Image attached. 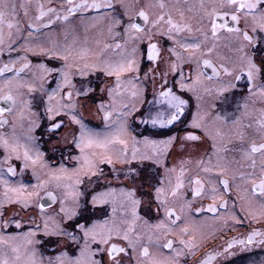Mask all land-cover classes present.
<instances>
[{"label":"snow or ice","instance_id":"obj_1","mask_svg":"<svg viewBox=\"0 0 264 264\" xmlns=\"http://www.w3.org/2000/svg\"><path fill=\"white\" fill-rule=\"evenodd\" d=\"M91 13V40L64 27ZM58 23L63 40L42 41ZM0 53V128H11L0 131V264H188L205 239L193 215L264 216V0H0ZM88 101L106 134L85 122ZM134 114L182 127L137 138ZM28 170L34 183L11 179ZM233 188L243 195L229 209ZM236 245H264V233L196 264Z\"/></svg>","mask_w":264,"mask_h":264},{"label":"flooded vegetation","instance_id":"obj_2","mask_svg":"<svg viewBox=\"0 0 264 264\" xmlns=\"http://www.w3.org/2000/svg\"><path fill=\"white\" fill-rule=\"evenodd\" d=\"M5 3H12L13 0H4ZM17 3H19V0H16ZM89 15H96V13H91V14H85V19L83 21H81L80 19H72L69 18V23L64 25V27H71L72 25H79V30L78 33H82L83 31V27L84 28H88L89 25L91 24V20L88 18ZM140 22V21H138ZM5 31H7V29H5ZM44 32V36L43 37H48L50 34V38L57 40V41H62L63 40V35H62V27L61 25L58 23L55 29L49 30V29H43L42 30ZM111 52V51H110ZM16 55V53H11V56L14 58ZM33 63L37 62L38 60L43 59L45 62H47L49 65H57L56 61H50L48 60L47 57H34V56H30L29 57ZM9 59V54L6 53H0V66L3 65V63H6ZM16 67H19V63H17ZM7 76H11L13 75V73H7ZM94 76V75H93ZM91 78V77H90ZM4 79V77H0V82H2ZM52 83V82H51ZM187 99H190V104L191 107H193L192 105V101L193 99L190 97V95L186 94ZM152 96L151 94H149V96L147 97V100H151ZM148 104L143 105L142 110L146 111L148 109L147 107ZM193 110V109H192ZM135 115V114H134ZM9 119H11V117H9ZM144 127L141 130L144 131L145 127L148 125L143 124ZM46 126V125H45ZM178 127H182L181 125H175V126H170L169 128H153L152 129L157 132L159 131V133L162 134V132L166 131V135L168 134H173ZM0 131H3L5 133H9L11 132V128L8 126H5L3 128H0ZM43 131V128L38 129L37 130V135H40L41 132ZM146 131V130H145ZM136 133V132H135ZM42 150H44L50 160V162H57L59 155H61L60 151H57L56 153H52L48 150V146L46 144L42 143ZM64 150H68V149H63ZM105 167V166H104ZM116 167H120V165H117ZM108 170V169H107ZM17 172L19 173V168H17ZM24 177V179L28 178V180H30V171H26L23 175H17L16 177H13L11 179H16L17 177ZM28 184V183H26ZM1 191V189H0ZM235 188H233L231 190V198L226 197L227 201H228V207L229 209L231 208L232 202L233 200H235ZM205 203H208V201H205ZM237 212L238 209H237ZM223 213H218L217 215H222ZM240 214L244 217V221L242 222V224L239 227H234V226H226V228H224L223 230H220L219 232H217L215 235H213L212 237H210L209 239L203 240L201 242V247L200 249L195 252L193 255H191L188 258V264H196V261L198 259H200V257L202 256L203 253L207 252V251H220L223 247H226V243L228 241L233 240V238H243L246 237L247 234L249 232H251L253 229H256L262 233H264V219L262 220H258V224H254V221L250 218H248L247 216H245L243 214V212H240ZM196 217H213V214L211 213H204L201 215H196ZM212 225V223L210 224V226ZM209 226L207 225H201V227L198 228L199 233H203L205 231L206 228H208ZM257 239H260L259 237ZM233 252L232 256H221L218 257L217 260H214L212 262V264H256L258 262H263L264 263V245H253L251 247H249L246 250H242V246L236 245L233 247V249L231 250Z\"/></svg>","mask_w":264,"mask_h":264},{"label":"rangeland","instance_id":"obj_3","mask_svg":"<svg viewBox=\"0 0 264 264\" xmlns=\"http://www.w3.org/2000/svg\"><path fill=\"white\" fill-rule=\"evenodd\" d=\"M84 27H83V30H82L83 32L82 33H80V32L78 33L80 38H81V40H83L85 35H88L90 40H91V38L95 37L96 31H97L96 29H91V28L88 27L89 30L87 31V33H85V28ZM40 39L43 41L45 39V37L41 36ZM93 47H95V45H93ZM102 55H104V56H113V58H115L113 53L110 52V51L104 52ZM90 79H91L93 85L97 88V93H99V88L101 86H103V82L105 81L106 78L103 76L102 73H97L96 75L92 76ZM52 85L54 86V82H52ZM96 99H99L98 95H97ZM88 103H89L90 106L86 110H84V112H83V115H84V118H85V122L95 132H98L101 135L106 134L109 131V129L105 127V125L103 123V120H102V115H98L97 114V112L95 110V105L92 103V101H88ZM195 103H196V101L193 99V101H192L193 107H191V109H193V110L195 109ZM137 107H141V105L138 102H137ZM113 119H115V116H113ZM129 124H130V134L137 136V138H142L144 136H149V137L154 138V139H159V138H162L163 136H166V133L165 134H161L159 132H155L152 129L151 125L146 126L144 131L141 132V130L143 129L144 125L139 123L138 114H135L132 117H129ZM129 139H130V137H129ZM117 147H119V146H117ZM129 147H131V144L129 145ZM67 151L68 150H64V154L65 155H67ZM60 159H61V155H59V158H58L57 161H59ZM102 167H104V166H102ZM104 171H105L106 174L110 173V168L108 166H105L104 167ZM30 175H31V171H30ZM14 181H22L25 184L26 183L31 184V183L35 182L33 177H32V175L30 177V180H28V178L24 179V177L21 178V176H20V177H17L16 179H14ZM1 191H2V189H1ZM235 191H236L235 200H238V196L239 195H243V193H239L238 194L236 189H235ZM231 208H232V205H231ZM237 209L239 211V207H237ZM238 213H239L240 218H241V223L235 224L234 227H236V226L239 227L242 224V222L244 221V217L240 214V212H238ZM243 214L249 218V214H248L247 211L243 212ZM254 214H256V216H257V218L255 220H253L254 224L256 225L259 222L258 220L264 219V216H259L257 210H254ZM222 215H220V216H222ZM192 219H193V227L196 228V229L201 227V225H203V224L209 226L208 228L205 229V231L203 233L201 232L203 234V236L205 237V239H203V240L209 239L210 237L215 235L220 230H223L224 228H226V225L224 224L223 219H213V217H209V218L202 217V218H200V217H196V215H193ZM211 223H212V225L210 226ZM233 224H234L233 221H229L227 226H233ZM256 264H264V263L260 261V262H258Z\"/></svg>","mask_w":264,"mask_h":264},{"label":"trees","instance_id":"obj_4","mask_svg":"<svg viewBox=\"0 0 264 264\" xmlns=\"http://www.w3.org/2000/svg\"><path fill=\"white\" fill-rule=\"evenodd\" d=\"M147 107L149 108L150 106H149V105H147ZM157 132H159V131H157ZM165 133H166V131L162 132V134H165Z\"/></svg>","mask_w":264,"mask_h":264}]
</instances>
